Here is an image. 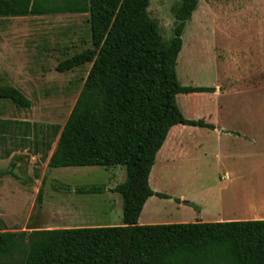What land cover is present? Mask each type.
<instances>
[{
    "label": "rangeland",
    "instance_id": "374dc122",
    "mask_svg": "<svg viewBox=\"0 0 264 264\" xmlns=\"http://www.w3.org/2000/svg\"><path fill=\"white\" fill-rule=\"evenodd\" d=\"M174 3L148 0L146 7L164 41L172 35ZM86 19V13L0 18V83L18 88L30 100L25 109L0 101L2 117L28 120L42 128L62 126L89 63L63 72L54 67L90 46ZM180 37L174 65L179 84L213 90L178 93L175 103L185 118L209 122L213 129L181 124L169 128L148 174L150 188L168 197L149 198L140 214V220L150 219L148 224L192 222L195 209L174 198H200L208 216L216 207L212 199L219 195L213 183L227 171L213 155L228 149H238L232 151L239 156L238 171L250 177L245 191L249 187L255 193V187L264 192V0H197ZM53 146L54 142L50 149ZM2 148V230L122 223L120 196L110 188L123 180V166L47 167L46 158L38 154L18 148L5 157ZM89 185L103 190L75 191ZM200 186L206 191L200 192ZM258 197L260 208L264 193ZM67 207L75 208L74 215Z\"/></svg>",
    "mask_w": 264,
    "mask_h": 264
},
{
    "label": "trees",
    "instance_id": "16d2710c",
    "mask_svg": "<svg viewBox=\"0 0 264 264\" xmlns=\"http://www.w3.org/2000/svg\"><path fill=\"white\" fill-rule=\"evenodd\" d=\"M174 1L172 35L164 41L146 10L148 0H0V18L86 13L90 43L54 67L63 72L89 63L62 126L5 118L0 109L3 156L22 148L46 158L47 167L124 168L123 180L110 188L121 199L120 225L0 228V264H264V219L137 223L147 197H168L149 187L148 174L169 128L213 129L209 122L185 118L175 103L178 93L213 88L180 85L176 78L181 32L197 0ZM3 100L16 109L30 106L7 83H0ZM102 190L75 187L80 194Z\"/></svg>",
    "mask_w": 264,
    "mask_h": 264
},
{
    "label": "crops",
    "instance_id": "0c3cea01",
    "mask_svg": "<svg viewBox=\"0 0 264 264\" xmlns=\"http://www.w3.org/2000/svg\"><path fill=\"white\" fill-rule=\"evenodd\" d=\"M244 145L252 147V143H246ZM172 149H170V151ZM237 150L238 149H232V150L228 149L226 152L215 153L213 155V158L219 160L218 162L222 166H224L227 169V171L220 174L218 180L215 183H213V187L216 186L219 195L215 197V201L212 199V202L215 203L216 207L210 214H208V216H206L205 214L204 202L200 198L193 196L192 199L193 201L187 200L196 204V206L198 207V210H195L194 212L195 214H193V218H192L193 221L264 219V204L260 208L257 207L258 203L262 201L261 198L258 196L261 195L262 197V194L264 192L262 191L261 193H259L255 187H253L252 189L256 191L255 193L254 191H250L251 189H249V187H247V190L245 191L246 185H244L245 184L244 182L245 181L248 182L250 177L244 176L243 174H240V172L238 171L239 166L236 165L237 164L236 159H238L239 156L236 153L232 152ZM203 154L204 155L202 156L206 158L205 153ZM168 156H171L170 152L168 153ZM199 189L201 192L202 190L206 191L207 188L200 186ZM151 196L147 197L142 205L140 213L137 217L138 224H148L147 220H150L148 217H144L143 220H140V214ZM252 196L255 197V200H252L253 198ZM211 198L212 197L210 195V199ZM262 199L264 203V198L262 197ZM182 200H186V199H182ZM235 201H237V205L236 203H234ZM120 209H121V203H120ZM64 210L66 209L64 208ZM74 212H75V208L72 207V209L71 208L69 209L67 207V213L74 215ZM179 222H185V221H179Z\"/></svg>",
    "mask_w": 264,
    "mask_h": 264
}]
</instances>
